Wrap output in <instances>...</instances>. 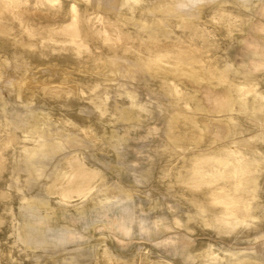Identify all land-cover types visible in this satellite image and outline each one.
<instances>
[{
    "label": "rangeland",
    "instance_id": "rangeland-1",
    "mask_svg": "<svg viewBox=\"0 0 264 264\" xmlns=\"http://www.w3.org/2000/svg\"><path fill=\"white\" fill-rule=\"evenodd\" d=\"M105 2L61 0L53 15L31 0L22 26L0 16V264H264V159L250 227L227 231L207 188L185 185L192 155L264 141V101L245 107L234 87L256 81L264 96V0ZM73 3L115 46L81 22L80 56L48 41ZM35 126L61 151L29 163L22 132ZM66 160L98 174L70 205L51 189Z\"/></svg>",
    "mask_w": 264,
    "mask_h": 264
},
{
    "label": "bare ground",
    "instance_id": "bare-ground-1",
    "mask_svg": "<svg viewBox=\"0 0 264 264\" xmlns=\"http://www.w3.org/2000/svg\"><path fill=\"white\" fill-rule=\"evenodd\" d=\"M81 1L87 3V5H92V7L94 8H103L104 3H106L105 0ZM30 2L31 0H0V16L5 17L6 14L8 18H10L11 16L15 17V19L16 17H19V22L17 21V19L16 22L20 23L22 26V23L24 21L23 17L25 18V15L28 14V9L26 7ZM79 2L80 1H78V3ZM138 2L139 0H118V4H121L123 6L132 3L136 4ZM34 5L36 7L43 6L45 7V9H47V11H50L53 15H55L58 11L57 7L59 8L61 5V0H34ZM160 5H165L167 7L170 6L169 3ZM86 7L89 9L88 6ZM175 9L179 12L180 15L184 14V11L181 10L180 7L177 6L175 7ZM127 11H129L130 14L135 13V10L132 7H128ZM30 14L33 13L31 12ZM68 14H70V20L52 30L53 32H55V36L59 38L57 40L53 38L48 39L49 42H52L54 45L61 43L62 45L64 44L72 46L73 51H75L76 55L80 56L83 50H88V46L83 43L79 36L80 31L78 32L77 30L83 28H80L81 22L86 26V28H90V30H92V34L96 35L94 36L95 38L98 37L105 44L108 42L107 45H109L110 47L115 46V40L112 39L108 33H106L103 27H100L103 25L100 20L101 18L97 17L95 18L96 20H92L91 17H80L77 11L76 4L74 3L69 6ZM223 15H225L224 12H222V16ZM39 18L40 17H38L36 20H38ZM95 21L98 23V25H96ZM9 28L10 30H12L11 27ZM7 31V27H3V25L0 26V32L6 33L5 35H7ZM203 33H209V30H206ZM85 59L88 60L87 58ZM89 62L87 61V63ZM234 87L237 90L238 102L240 104H243L245 107L248 105V98H250V96H253V99L256 98L258 100L259 98V100H262V102L264 101V96L259 92L258 84L256 83V81L247 82L242 80L241 82L235 84ZM173 89L176 93L180 92L176 85L173 86ZM187 107L189 106L187 105ZM6 126L7 124L5 125V127ZM22 133L23 138L27 140V142H29V145L25 147L20 153L24 158L29 160V163L34 159H38V157L61 151L59 145H56L55 143L52 145L47 136L48 133L44 130H39L36 126L31 127ZM54 137L55 139H57L59 138V135L55 134ZM49 142L51 143L50 146L47 145ZM261 143H264L262 136L259 134H252L245 139H235L228 144L221 145L219 150L221 153L219 156L215 155L212 150L204 153L194 154L191 156L192 167L189 170V175L187 177L185 185H190L191 187L199 190L207 188L205 192H202L201 195L204 197L208 195L212 204L225 208V211L222 212L223 219L220 224L223 225L227 231H233L238 227H250L251 223L254 222L252 220L255 218V215L252 216L250 214V211L252 209L251 201H253L254 203L253 199L255 198V186L257 184L256 176L258 175L259 177V174L257 173L263 168L262 162L256 161L259 156L264 159V152L260 151V149L258 148ZM70 155H68L67 157H70ZM250 157L252 158L250 159ZM74 161L75 160H66V168L69 170V173L68 171H63L60 175L61 177H65V181L62 184L57 183V181L55 185L51 186L52 194L56 195L59 202L62 204L64 203L70 205V203L73 201L81 202L85 200L88 193L93 190L92 183L98 177L97 172H93L85 168L84 170L87 172L86 178H80L79 176H77L78 167L74 165ZM29 165L30 166L28 167V169L30 168V172L34 173V165ZM113 196L114 199L118 198L115 195ZM104 254L106 255V257H108L109 255L106 252Z\"/></svg>",
    "mask_w": 264,
    "mask_h": 264
}]
</instances>
